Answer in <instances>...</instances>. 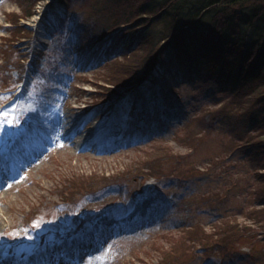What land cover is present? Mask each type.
Returning a JSON list of instances; mask_svg holds the SVG:
<instances>
[{
	"label": "rangeland",
	"instance_id": "1",
	"mask_svg": "<svg viewBox=\"0 0 264 264\" xmlns=\"http://www.w3.org/2000/svg\"><path fill=\"white\" fill-rule=\"evenodd\" d=\"M112 1L0 0V264H264L244 53L136 21L101 59Z\"/></svg>",
	"mask_w": 264,
	"mask_h": 264
},
{
	"label": "trees",
	"instance_id": "2",
	"mask_svg": "<svg viewBox=\"0 0 264 264\" xmlns=\"http://www.w3.org/2000/svg\"><path fill=\"white\" fill-rule=\"evenodd\" d=\"M112 2L113 5L106 4L101 12L112 14L114 24L108 26V29L105 28L104 32L113 34L103 38L99 46L103 51L97 52V57L103 59L107 55L112 56L118 53L120 45H117V49L112 45L115 46L118 39L119 43L121 42L120 35L114 32L131 26L136 21L141 22L140 27L145 28L147 37L160 38L164 35L162 42L172 41L174 46V40L195 41L199 46L204 45L205 51H209L216 59L223 56L224 63L225 56H240L244 53L243 60L240 61L237 58L236 65L244 73V86L241 90L244 88V100L247 106L252 105L254 101H256L255 104L257 103L256 110L254 106L248 110L253 118L244 128V134L250 135L252 124L255 126L254 129L259 128L260 133L264 132V124L260 125L258 121L256 122L260 115H264V0H116ZM124 4L126 7L132 4L133 10L125 11ZM224 9L226 12H223ZM72 21L73 30L78 34L81 28L80 23L78 20ZM219 23L222 27H219ZM169 46L167 45L165 49L167 47L169 49ZM170 50L171 55L177 52ZM176 55L175 58H177ZM11 58L10 60H13L14 56ZM9 65L12 64L7 62V66ZM148 66L151 73L155 62H151ZM175 67L178 70V65ZM162 94L164 103L170 106L171 100L174 101V99L167 94ZM254 96L257 98L254 99ZM151 105L152 103L146 102L142 117L150 114L153 106ZM247 150L248 148H244V154L250 152ZM256 176L260 183H264V176L259 174ZM261 206L264 207V203ZM262 238L264 240V230ZM253 255L254 253H251L249 256Z\"/></svg>",
	"mask_w": 264,
	"mask_h": 264
},
{
	"label": "bare ground",
	"instance_id": "3",
	"mask_svg": "<svg viewBox=\"0 0 264 264\" xmlns=\"http://www.w3.org/2000/svg\"><path fill=\"white\" fill-rule=\"evenodd\" d=\"M83 142H86V141H83ZM88 143V142H87ZM85 143H82V145H84ZM89 144V143H88ZM91 144V143H90ZM81 145V146H82ZM4 167L5 166H3L1 163H0V168H1V170H3V171H5L4 170ZM89 243V242H88ZM82 244H84V242L82 243ZM75 244H73V246H74ZM83 246V245H82ZM59 251H58V254L59 255H62V253L64 252V250L62 249V247L60 248V249H58ZM12 263V260L10 259V260H7V261H5L4 263H2V264H11Z\"/></svg>",
	"mask_w": 264,
	"mask_h": 264
}]
</instances>
